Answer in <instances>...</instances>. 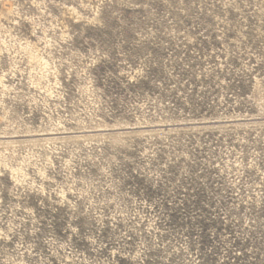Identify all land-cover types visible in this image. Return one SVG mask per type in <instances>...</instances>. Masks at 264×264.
Returning <instances> with one entry per match:
<instances>
[{
	"label": "rangeland",
	"instance_id": "374dc122",
	"mask_svg": "<svg viewBox=\"0 0 264 264\" xmlns=\"http://www.w3.org/2000/svg\"><path fill=\"white\" fill-rule=\"evenodd\" d=\"M0 264H264V0H0Z\"/></svg>",
	"mask_w": 264,
	"mask_h": 264
}]
</instances>
